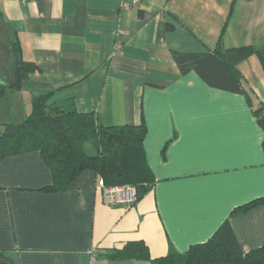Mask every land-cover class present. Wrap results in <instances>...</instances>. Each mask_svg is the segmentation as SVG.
Masks as SVG:
<instances>
[{"label":"crops","instance_id":"crops-1","mask_svg":"<svg viewBox=\"0 0 264 264\" xmlns=\"http://www.w3.org/2000/svg\"><path fill=\"white\" fill-rule=\"evenodd\" d=\"M119 1L0 0L21 56L36 66L22 86L29 100L51 91L50 101L72 102L100 123L145 124L154 176L134 204L106 205L92 169L48 191L52 174L38 150L4 156L0 264H149L92 252L133 240L152 257L183 252L225 221L243 251L264 242V204L237 210L264 196V126L254 112L258 102L264 108L260 60L237 64L250 102L180 72L172 56L264 44V0Z\"/></svg>","mask_w":264,"mask_h":264},{"label":"trees","instance_id":"trees-1","mask_svg":"<svg viewBox=\"0 0 264 264\" xmlns=\"http://www.w3.org/2000/svg\"><path fill=\"white\" fill-rule=\"evenodd\" d=\"M251 54L258 56L264 71V44L214 48L203 53L172 51L180 72L194 70L209 86L243 93L250 102L237 64ZM35 69L33 62L21 56L19 40L0 14V98L6 89L22 88ZM51 95V91L33 94L32 109L22 122L0 123V160L6 155L38 150L52 174V182L42 188L48 191L65 189L84 169H92L106 186L133 185L135 202L151 190L154 176L144 151L145 124H103L93 112H79L72 102L50 101ZM254 112L264 126L262 104L258 102ZM258 204H264V196L237 210ZM93 252L94 258L98 254L112 259L140 258L149 264H264V242L243 251L227 221L209 239L183 252L171 249L152 257L143 240Z\"/></svg>","mask_w":264,"mask_h":264},{"label":"built area","instance_id":"built-area-1","mask_svg":"<svg viewBox=\"0 0 264 264\" xmlns=\"http://www.w3.org/2000/svg\"><path fill=\"white\" fill-rule=\"evenodd\" d=\"M140 1L141 0H120L119 6L120 8H127L131 5H137ZM122 32L123 30H118V35ZM120 45V42L116 41V48H119ZM96 188L100 191L102 202L107 205H130L133 204L136 199V189L130 184L106 186L104 185L102 178L99 177L96 182ZM92 257H94V252H92Z\"/></svg>","mask_w":264,"mask_h":264},{"label":"rangeland","instance_id":"rangeland-1","mask_svg":"<svg viewBox=\"0 0 264 264\" xmlns=\"http://www.w3.org/2000/svg\"><path fill=\"white\" fill-rule=\"evenodd\" d=\"M21 89H6L5 96L3 94L4 97L0 99V123L18 124L30 113L31 99L26 95L25 89Z\"/></svg>","mask_w":264,"mask_h":264}]
</instances>
